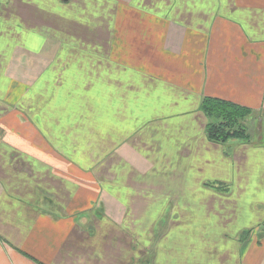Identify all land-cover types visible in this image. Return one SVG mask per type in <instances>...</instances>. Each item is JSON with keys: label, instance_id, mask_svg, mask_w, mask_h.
I'll return each mask as SVG.
<instances>
[{"label": "crops", "instance_id": "1", "mask_svg": "<svg viewBox=\"0 0 264 264\" xmlns=\"http://www.w3.org/2000/svg\"><path fill=\"white\" fill-rule=\"evenodd\" d=\"M215 1L133 0L114 41V1L0 0V264H264V0Z\"/></svg>", "mask_w": 264, "mask_h": 264}, {"label": "trees", "instance_id": "2", "mask_svg": "<svg viewBox=\"0 0 264 264\" xmlns=\"http://www.w3.org/2000/svg\"><path fill=\"white\" fill-rule=\"evenodd\" d=\"M200 111L207 120L205 136L213 143L225 144L229 141L248 143L246 121L251 111L245 107L214 98H203ZM264 228V227H263Z\"/></svg>", "mask_w": 264, "mask_h": 264}, {"label": "rangeland", "instance_id": "3", "mask_svg": "<svg viewBox=\"0 0 264 264\" xmlns=\"http://www.w3.org/2000/svg\"><path fill=\"white\" fill-rule=\"evenodd\" d=\"M100 1H103V0H100ZM106 1V0H104ZM111 1H114L116 7H118L119 9H123L125 8L126 10L132 12L133 14L130 15V17L128 18H123V17H119V19L116 21V25H118V32L115 33L113 31H111L112 33H108V37L109 39H114V41H123L124 40V37L127 36L128 37H133V38H137L139 36H141V26L142 25V22H143V15L144 14L138 7H136L135 5L134 6H130L132 3H133V0H127L124 5L122 2H118V0H111ZM205 1V0H204ZM234 7L238 8V9H241V10H244V9H248V10H252L254 7L252 5V3L248 2L247 0H231ZM207 10L209 13H213L214 14V11L217 9V4H216V1L214 0H207ZM137 3V2H135ZM220 9V6L218 8V10ZM223 9V8H221ZM161 23L160 24H163V25H166L167 23H171L172 20H170L169 22H163L160 18H158ZM207 20H210L212 18H206ZM138 20H141V24L138 23ZM148 20V19H147ZM174 20H177L176 18H174ZM97 25H103L102 23H98ZM115 25V23H114ZM137 28H136V27ZM129 27V28H128ZM184 28V27H183ZM185 30H188L187 28H184ZM163 32V30H162ZM104 38L107 36L106 34H103L102 35ZM162 40V39H161ZM158 44L160 43V46L161 48L163 49V53H162V58H171V60L173 59H179L181 58V53H173V51H171L168 47L166 48V45H167V42L165 41H161V42H157ZM132 45H133V42H132ZM130 46H131V43H130ZM164 46H165V49H167L169 52L166 53L164 51ZM166 50V51H167ZM152 53L149 52L145 59H148L150 57H152ZM251 117V116H250ZM246 125H247V129H248V126L249 128L252 130L254 128V118L253 120H250V118L246 121ZM248 132V131H247ZM261 229V228H260ZM259 229V230H260ZM260 237H264V233H261ZM264 239V238H263Z\"/></svg>", "mask_w": 264, "mask_h": 264}]
</instances>
